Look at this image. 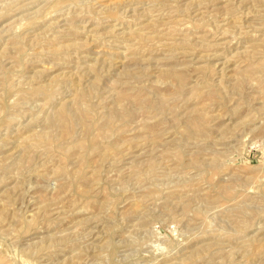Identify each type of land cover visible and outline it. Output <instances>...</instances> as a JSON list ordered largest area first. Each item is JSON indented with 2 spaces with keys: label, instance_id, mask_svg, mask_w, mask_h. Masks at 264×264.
I'll list each match as a JSON object with an SVG mask.
<instances>
[{
  "label": "rangeland",
  "instance_id": "rangeland-1",
  "mask_svg": "<svg viewBox=\"0 0 264 264\" xmlns=\"http://www.w3.org/2000/svg\"><path fill=\"white\" fill-rule=\"evenodd\" d=\"M0 264H264V0H0Z\"/></svg>",
  "mask_w": 264,
  "mask_h": 264
},
{
  "label": "bare ground",
  "instance_id": "bare-ground-1",
  "mask_svg": "<svg viewBox=\"0 0 264 264\" xmlns=\"http://www.w3.org/2000/svg\"><path fill=\"white\" fill-rule=\"evenodd\" d=\"M196 122H197V120H195ZM195 121H194V123H195ZM198 123V122H197ZM192 124V123H191ZM195 125V124H194Z\"/></svg>",
  "mask_w": 264,
  "mask_h": 264
}]
</instances>
